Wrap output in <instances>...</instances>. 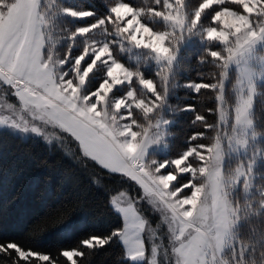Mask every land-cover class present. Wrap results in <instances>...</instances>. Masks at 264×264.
I'll list each match as a JSON object with an SVG mask.
<instances>
[{
	"label": "snow or ice",
	"instance_id": "snow-or-ice-1",
	"mask_svg": "<svg viewBox=\"0 0 264 264\" xmlns=\"http://www.w3.org/2000/svg\"><path fill=\"white\" fill-rule=\"evenodd\" d=\"M193 59L213 70L182 81ZM0 92L17 100L0 115V169L48 167L10 140L71 139L118 218L55 254L0 240L8 264H86L114 243L127 264H264V0H0ZM115 175L142 193L110 195L100 180ZM86 206L30 238L74 235Z\"/></svg>",
	"mask_w": 264,
	"mask_h": 264
},
{
	"label": "trees",
	"instance_id": "trees-1",
	"mask_svg": "<svg viewBox=\"0 0 264 264\" xmlns=\"http://www.w3.org/2000/svg\"><path fill=\"white\" fill-rule=\"evenodd\" d=\"M68 2L100 5L103 0ZM212 70L209 66L198 67L193 59L182 73V81L196 78L198 71L208 73ZM179 95L181 103H195L201 111L214 105L211 93H205L202 98L196 99L185 95L184 90ZM176 102L175 99L172 101ZM209 119L213 117L209 116ZM182 126L185 131L189 130L187 120L182 121ZM176 130L178 129H174ZM9 143L18 147L21 152L27 150L37 153L48 162V167L37 170L21 159L0 169V240H17L23 246L55 254L57 249L75 245L88 233H104L117 225V215L109 209L106 197L98 194L96 188L89 183V177H102V171L91 161L81 159L77 146L71 139H66L62 144L53 141L51 146L29 140H10ZM100 183L110 195L122 190L134 197L141 194V189L135 182L119 175L107 180L101 179ZM78 198L81 202L86 198L87 205L84 208L87 218L81 222V230L70 237H66L64 233H58L55 237L44 233L40 236L39 243L30 238L36 235L33 232L34 226L38 232L43 227L42 220L63 210L66 205L70 208ZM122 251L119 243L105 246L90 252L86 264H127ZM0 264H8L7 258L0 255Z\"/></svg>",
	"mask_w": 264,
	"mask_h": 264
},
{
	"label": "rangeland",
	"instance_id": "rangeland-1",
	"mask_svg": "<svg viewBox=\"0 0 264 264\" xmlns=\"http://www.w3.org/2000/svg\"><path fill=\"white\" fill-rule=\"evenodd\" d=\"M13 103H17V100H16V98L14 96L3 94L2 92H0V115H7L8 114V105L13 104ZM159 155L162 156V155H164V153L163 152L159 153ZM121 192H124L126 194H130L131 196H133L131 193H129L126 190H122V191L114 194L113 196L119 197V194ZM141 193H142V190H141ZM123 199L126 200L127 199V195ZM145 214L149 217V219L151 221V229L155 230L157 232L158 236L163 235L166 232V228L158 226L159 222H160L159 214L151 212L150 211V206H147V205L145 206Z\"/></svg>",
	"mask_w": 264,
	"mask_h": 264
}]
</instances>
